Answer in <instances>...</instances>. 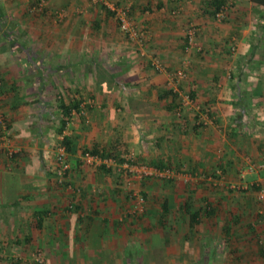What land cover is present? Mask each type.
<instances>
[{"label":"crops","instance_id":"crops-1","mask_svg":"<svg viewBox=\"0 0 264 264\" xmlns=\"http://www.w3.org/2000/svg\"><path fill=\"white\" fill-rule=\"evenodd\" d=\"M45 1L43 16L49 12L51 14V10L60 9L61 5L74 6L79 2ZM129 1L134 6L149 4L153 10L151 17L147 18L144 14L146 19L141 17L137 23L138 28L146 35L147 42L149 41V45L146 42L138 57L146 60L151 57L158 59L163 69L154 67L156 74L151 73L150 76L145 75L146 77L137 74L135 79L139 78L140 90L135 93L125 90L117 92L115 86H118L116 83L119 79L111 72V66H119V60L110 54L111 58H105V61L97 62L94 58L91 60L95 71L99 69L101 75L99 72L97 75L99 74L100 78L99 75L95 77L93 72L89 73L88 65L87 73L84 72L78 79L66 80L72 81V87L76 81L89 82L91 92L89 91L88 95H91L90 98L94 95V102L99 98L104 99L101 106L105 110L109 108L107 112L111 109V113H116L120 111L119 108L132 111L134 108V112L141 116L143 121L152 120L151 129L157 137L160 131L157 129L159 121L162 126L164 120L159 119V115L167 114V121L171 126H162H165L167 131L172 132L170 128L177 129L178 124L190 128V136L184 139L183 145L189 175L201 181L194 188L227 189V184L230 183L231 188H234V184H250L253 189H259L264 181V168H261L264 164V6L260 4V1L264 0H220L223 2L221 6L226 7L228 11L222 22L215 21L208 0ZM37 2L38 0H0L2 21L14 18L12 26L4 28V32L9 33L3 32L4 25L0 21V113L5 117L7 130L11 129L13 133L11 137H24L21 144L18 143L19 148L15 150L22 152L20 155L14 154V157L6 155L5 150L0 152V243H10L9 249L14 252V257L20 253L26 255L24 250H29L27 244L38 239L46 258H55V264H121V259L126 258L122 255L124 251L139 248L140 254L145 245L150 246L144 243L145 238L137 231L135 237L131 232L129 234V228L137 226L122 219L126 209L122 201L116 203L115 196H112L109 198L110 203L105 202V195L111 197L112 193L119 192L118 189L113 186V189L103 190L105 185L98 184L100 180L95 177L98 173L92 174L84 170L80 172L77 159L72 158L73 169L68 173L69 183L71 182L72 186H81L82 195L66 202L68 193L53 182L49 184L50 170H45L40 156L36 159L30 153L23 152L29 151L26 147V133L31 128L28 127L31 111L26 108L31 107V103L37 108L40 107L39 104L49 107L53 101L42 103L41 90L31 97L32 90L26 88V83L32 81L26 79L24 73L13 74L15 69L11 64L12 57H6L16 56L15 60L28 67L30 57L26 52L34 44L46 55L55 49L54 55L59 59L53 61L56 67H62L66 52L63 49L68 50L71 55V51L81 43L79 37L86 33L80 25L81 17L75 18L71 12L66 15V22L59 28L48 27L42 20L43 26H33L30 23L28 26L23 25L22 29L17 22L23 17L24 20L29 17V13L34 11L30 6H36ZM143 8L142 5L141 9ZM171 9L174 10L169 15ZM92 20L95 21V18ZM187 23L197 26L199 32L196 45L203 48L205 54L193 55L192 59H198L189 62V83H186L185 88L182 87L183 83L178 85L179 88L188 90L192 99L189 104L180 107L181 92L172 87V80H169L170 74L167 71H174L180 65L186 45L184 29ZM97 25L98 23L88 25L87 30L92 26V30L88 31L89 35ZM53 38L57 39L52 40ZM232 46L235 47V52L230 55L229 48ZM110 47V50H131L129 44ZM147 55L150 57L147 58ZM46 60V57H42L43 63ZM100 67H103V71ZM41 75H37L35 79L43 81L44 75ZM58 81L61 82V79ZM30 97L32 100L28 99ZM57 99L65 101L60 95ZM75 99L72 97L71 101ZM58 101L56 100L57 104L54 105L57 110ZM23 104L26 106L22 107ZM180 112L185 115L184 120L176 118ZM22 125L26 127L21 130ZM163 142L164 140L160 145ZM167 144L170 143L163 145ZM171 144L175 146L174 141ZM173 148L172 146V149L168 150L165 157H160L159 162H162L161 158H167V162H175ZM95 186L102 189H95ZM68 198L71 196L68 195ZM37 199L38 203H33ZM217 207L219 208L218 205ZM199 222L201 224V221ZM233 222L238 223L236 218ZM249 222L248 226L252 227L254 220ZM220 223L222 222L219 221V225ZM243 235L241 239L236 235L226 239L217 234L215 237L204 235L200 240V252L195 254L202 259L199 264H264V235L252 228ZM167 242L164 241L165 244ZM185 248L188 249L187 245ZM185 255L193 256L189 252Z\"/></svg>","mask_w":264,"mask_h":264},{"label":"rangeland","instance_id":"rangeland-1","mask_svg":"<svg viewBox=\"0 0 264 264\" xmlns=\"http://www.w3.org/2000/svg\"><path fill=\"white\" fill-rule=\"evenodd\" d=\"M40 1L42 0H38L35 4L36 6H30L34 8V11L29 13V17L25 20L23 17L17 22L22 29L23 25L28 26L30 23V25L33 26H43L42 20L46 22L45 25L48 27L53 26L54 29L56 27L59 28L66 22V17L69 12H71L74 13L75 18L81 17L82 22L80 25L85 29L86 33L84 32V34L79 37L81 43L74 51H71V55L68 50L63 49V51L66 52L62 67H56L53 61L58 58L54 55L55 49L52 50L53 52L51 51V54L46 55L43 51L38 50L34 44L26 52V55L30 57V65H28V67L25 65L23 66L21 61L15 60L14 57L16 56L13 57V55H9L6 57L7 59L12 57L10 60H12V68L15 69L14 72H12L13 74L21 75L24 73L25 78L32 81L26 83V88L32 90L31 97L38 94L39 90H41V95L43 96L41 97L42 103L53 101L52 105L49 107H44V104H39L40 107L37 108L36 106L33 107L31 103V107L26 108L28 111H31L29 113L31 122L28 126L31 128L30 131L27 129L28 133H26L28 137V145L26 147H28L27 149H29V151H22L30 153V155H33L36 159L40 156L43 160L42 164L45 166V170L47 168L50 170H48L51 174V181L49 180V184L53 182L58 185L54 170L56 168V150L62 139V136L57 132L58 120L60 119L61 112L57 110L54 105L57 104L56 100L59 95L61 98L65 99L66 103H69L72 97L81 99L80 112H82V114L77 111L72 112L70 121L63 132L64 135L67 134V136L74 141L71 153L67 154L70 170L73 169L72 158H76L78 161L77 168L80 169V172L84 170L90 171L92 174L98 173L95 177L100 180L98 184L105 185L103 190L113 189V186H115L114 189H118L119 192L112 193L111 197H109L110 195H105V202L110 203L111 199L109 198H112V196H115L116 203L122 201L126 207L122 214V219L137 226L132 227V229L129 228V234L132 233V236L135 237L137 232L140 233L142 237L145 238L144 243L150 246L147 247L145 245L144 251L140 254H138L139 248L134 251H124L122 255L126 258L124 260L121 259L122 262L126 264H199L202 259L195 254L200 252V240L204 235H212V237H215L214 235L217 234L218 236H223L225 239L231 235H236V237L241 239L244 236L243 234L250 230V228L260 235H264V204L257 200L256 193L258 189H253L250 184L240 186L234 184V188H231L230 183L227 184V189L194 188V186L201 183V181L189 175L188 163L184 160L183 141L190 136V128L178 124L177 129L170 128L172 132L167 131L166 127L169 128L171 126L167 121V114L164 116L159 115V119L164 118L162 126L166 125V127L164 126L163 128L161 126V121H159L158 126L160 129H157L160 130L159 136L163 135L157 137L153 134L154 132L151 129L153 125L152 120L146 119L143 121V118L134 112V108L132 111L128 108V111H123L125 108H119L120 111L116 113H111V109L107 112L109 108L105 110L101 106V102H103L104 99L99 98L94 102V95H92V98H90L91 95H88L89 91L91 92L89 82L76 81L73 82L74 86L72 87V81L66 80L72 78L78 79V76L84 72L87 73L88 65L89 73L93 72L95 77L98 76L100 71L98 68L95 71V66L91 63L92 58L100 62L105 58H111L109 55L113 54L117 57V59H114L119 60V66H111V72H114V76L119 79L116 83L118 86H115L116 91L125 90L129 91V93H135L136 90H140L139 78L135 79L137 74L141 76L143 74V77H146L145 75L150 76L151 73L156 74V69L154 68L156 65L158 70L161 68L163 69L158 59L151 57V60H146V58L141 59L138 57V53L143 51L142 49L145 47L147 40L146 35L138 28L137 23L141 17L144 19H146V17H151L153 10L150 5L147 4L145 6V3H143L134 6V4H130L131 1L129 0H97L96 2L93 0H79L78 4L74 6L61 5L60 9L51 10V14L50 12L49 14H44L45 17L48 16V18H45L42 14L45 12L46 1ZM39 3L42 4L41 8H39ZM142 5L144 6L143 9H141ZM125 7L129 8L128 19L138 30L139 36L141 37L140 43H138L137 40L129 39L119 30L118 21L112 9H125ZM106 10L111 11L113 17L109 16ZM173 10L174 9H171L169 15ZM224 10L226 17V15H228V11H226L227 8L225 7ZM144 14L147 16L144 17ZM174 14L175 13H173V16ZM41 16L43 17L41 21H39ZM94 18L95 21L92 20ZM13 19L14 18L3 19V22L0 18L2 25H4L2 27L3 32L6 26H12ZM215 21L222 22L223 20L217 21L215 19ZM100 22H102V24H100ZM96 23H98V27L93 28L94 32L89 35L88 31L92 30V26L87 30L88 25H94ZM188 25L189 23L186 24V28L184 29L185 39ZM194 26L197 30V26ZM198 32L197 30L194 37L195 43H197L196 38ZM78 35H80V33ZM20 36L22 37L23 35L21 34ZM56 39L57 38H53L52 40ZM30 43L35 42L30 41ZM86 43L89 45V48ZM147 43L149 45V41ZM122 44L127 46L129 44L131 50H123L122 48H118L119 50H110L111 45H114V47H122ZM185 46L179 67L174 71H167V73L170 74L169 80H172V87L174 86L181 92L182 101H180V107H184L192 101L189 96V91L183 89L187 85L186 83H189V62L191 63L194 59H198H192L193 55L205 54L203 48L201 49L199 45L193 46L190 50H185ZM198 47L200 48L199 51H197ZM234 52L235 49L232 51V47L229 48L230 55H233ZM41 56L48 59L45 61L48 62V64L44 62V65ZM148 56L150 57V55H147V58ZM67 63L70 65L66 66ZM91 64L92 67L90 66ZM101 69L103 71V67H100V70ZM108 70L110 71V69ZM178 70L183 71L185 77L182 80L176 81L173 80L172 76ZM97 72H99L98 75ZM39 74L44 75L43 81L35 79ZM100 75L99 78L101 77ZM29 76L32 78H29ZM59 79H61V82L58 81ZM62 79H64V81H62ZM181 83L184 84L182 85L183 88H179L178 86ZM187 96L188 100L186 99ZM31 97L28 99L32 100ZM129 98L131 99V97ZM35 101H37V99H35ZM87 101H89V103ZM24 106H26V104L22 105V107ZM98 106L101 107L98 108ZM176 118L184 120L185 115L180 112V115L176 116ZM24 127L26 126L22 125L21 130L24 129ZM7 131L9 150L13 154L20 155L22 152H16L15 150L19 148L18 143L21 144L24 137L20 135H16V138L11 137V134H13L11 129ZM151 136L157 138H151ZM153 139L154 141H152ZM158 140L160 142L164 140V142L160 145V142L156 143ZM13 141H15L14 144ZM173 141L175 142V146L171 144ZM180 141L182 142L180 143ZM166 142L170 144L163 145ZM108 144H110V146ZM102 146H106V148L109 147L108 151L113 152L112 158H103L105 159V162L102 163L104 165L87 163L82 151L84 149H100ZM172 146L174 147L173 153L175 154V162H167V158H161L162 162L164 161V166H162L161 169L157 168L159 167L157 165L160 163L159 158L165 157L168 150L172 149ZM4 153L7 155V150H5ZM166 172L168 173L164 174ZM160 173L163 175L160 176ZM39 179L42 180L41 178ZM59 186L71 196L69 199L67 195L66 202L72 201L75 197H80L82 195L80 194L81 186H72L71 182L69 183V176H67L65 184ZM97 187L95 189H102ZM96 194L98 195V192H96ZM105 194H107L106 191ZM164 199L168 201L170 213L164 220V226L161 229L159 225L160 204ZM186 201L189 202L193 210L201 209V218L199 220L201 224L194 227L189 226L188 216L180 211V207ZM33 203H38V199ZM246 206L249 209L246 208ZM208 207L211 208V212H213L212 215H207L206 211H208ZM259 211L262 213L259 214ZM235 218L237 219V224L233 222ZM206 219H208V221H206ZM213 220L217 221V223ZM250 220H254V225L252 227L248 226L250 225ZM219 221L222 222L220 223L221 225H219ZM164 241H168L167 244H165ZM9 244L10 243H0V264H55V258H46L40 246L41 241L38 239L32 240L27 244L29 248L27 251L29 252L27 253V251L24 250L26 255L20 253V255L16 254L15 257L12 256L14 252L9 249ZM186 245L188 249L185 248ZM156 250L158 251L156 252ZM188 252L193 256L187 257L185 253ZM118 260L120 261V259Z\"/></svg>","mask_w":264,"mask_h":264},{"label":"built area","instance_id":"built-area-1","mask_svg":"<svg viewBox=\"0 0 264 264\" xmlns=\"http://www.w3.org/2000/svg\"><path fill=\"white\" fill-rule=\"evenodd\" d=\"M96 2L97 0H93ZM42 7V4L39 3V8ZM128 7L124 8H119V9H112L115 18L118 21V26L119 30L122 34L127 36L131 40H137L138 43L141 42V37L139 36L138 30L135 28V26L129 21L128 19ZM225 7H221L214 15V18L217 21H222L225 18ZM186 48L185 50H190L193 46H196L195 43V35H196V28L193 24H189L186 29ZM235 47L232 46V51H234ZM200 48L198 47L197 51H199ZM157 64V63H155ZM157 67V65H156ZM185 77V73L183 71H177L176 73L173 74L172 78L173 80H182ZM188 100V96L186 97ZM82 114V112H80ZM9 141L7 139V125H6V120L5 117L0 113V152L3 150H7V155L11 156L13 153L9 150ZM56 158H55V163H56V168L54 170L55 177L57 179V182L59 184H65L68 173L70 172V165L67 161V154L65 152L64 147L60 146L56 150ZM84 159L86 160L87 163L90 164H102L105 162V159H101L98 156H93L88 153H85ZM104 165V164H102ZM101 166V165H100ZM261 168H264V164L261 166ZM168 172L164 173L167 174ZM161 174V173H160ZM161 174L160 176H162ZM257 200L264 204V181L262 182L260 188L257 190L256 193Z\"/></svg>","mask_w":264,"mask_h":264},{"label":"trees","instance_id":"trees-1","mask_svg":"<svg viewBox=\"0 0 264 264\" xmlns=\"http://www.w3.org/2000/svg\"><path fill=\"white\" fill-rule=\"evenodd\" d=\"M210 7H212L213 12L211 13L213 16L215 15V13L223 6H221V4L223 3L220 0H208ZM260 4L262 6H264V1H260ZM107 13L109 14V16L113 17V13L106 10ZM171 92V91H170ZM165 93V92H164ZM166 94V93H165ZM58 101V108L61 112V116L60 119L58 120V134L60 136H62L61 138V142H60V146L64 147L66 154L70 153L72 151V146L74 144V141L72 138L68 137L67 135H64L63 132L67 126V124L70 121V117L72 112L77 111L78 113H80V106H81V100H74V101H70L69 103H66L64 100L61 99H57ZM108 148H101L97 149V148H93V149H84L82 151V154L88 153L90 155L93 156H99L101 159L103 158H112L113 156V152L108 151ZM16 155V154H15ZM11 156H14V154H12ZM15 157V156H14ZM157 166V168L161 169L162 166H164L163 162H160ZM57 181V180H56ZM58 185H62L59 184L57 182ZM201 209L199 210H193L191 205L189 204L188 201H186L181 207H180V211L183 212V214H186L188 216V220H189V224L191 227H194L198 224H200L199 220H200V216H201ZM207 215H212L213 212H211V208L208 207V211ZM170 213V209H169V204L167 200H162L161 204H160V216H159V225L162 229V227L164 226V220L167 218V215Z\"/></svg>","mask_w":264,"mask_h":264}]
</instances>
